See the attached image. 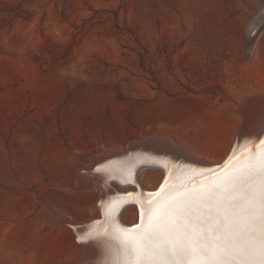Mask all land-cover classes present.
<instances>
[{
	"label": "rangeland",
	"instance_id": "374dc122",
	"mask_svg": "<svg viewBox=\"0 0 264 264\" xmlns=\"http://www.w3.org/2000/svg\"><path fill=\"white\" fill-rule=\"evenodd\" d=\"M262 1L0 0V264L80 257L72 228L98 219L109 192L79 173L104 152L154 137L179 145L118 156L139 172L126 183L149 171L154 189L185 170L221 175L237 148H260ZM245 99L262 117L250 139Z\"/></svg>",
	"mask_w": 264,
	"mask_h": 264
},
{
	"label": "snow or ice",
	"instance_id": "6c2138e0",
	"mask_svg": "<svg viewBox=\"0 0 264 264\" xmlns=\"http://www.w3.org/2000/svg\"><path fill=\"white\" fill-rule=\"evenodd\" d=\"M245 148L203 187L170 185L145 197L134 228L106 218L107 229L87 237L109 254L96 264H264V140L236 155Z\"/></svg>",
	"mask_w": 264,
	"mask_h": 264
},
{
	"label": "bare ground",
	"instance_id": "6f19581e",
	"mask_svg": "<svg viewBox=\"0 0 264 264\" xmlns=\"http://www.w3.org/2000/svg\"><path fill=\"white\" fill-rule=\"evenodd\" d=\"M259 2H260V0H259ZM262 2L260 3L261 5L259 4L260 5L259 7L262 6V8L264 9V1H262ZM256 5H258V3ZM255 10L257 12V9H255ZM255 14H258V13H255ZM251 29H252V33L256 32L255 30L257 29V25H253V27ZM257 37H260V36H257ZM255 103H256V101H255ZM249 104H250L249 100L245 99L243 106L246 105V107H245L246 109L244 110L245 113H243L241 116L244 119V122L242 123L243 126L241 125L240 127H241V130L245 129V130L249 131V132L244 131L245 133L242 131V133L244 134V136H247L250 139V138H253V134H255L253 132L257 131L258 125L260 123H262L260 120V118H262V117H258L255 113H252L251 111H253V109L256 107H251L252 109L249 110V106H248ZM252 104H254V103H252ZM255 105L257 106L258 104H255ZM261 106H262V102H261ZM261 106H260V108H261ZM258 107H259V105H258ZM258 107L256 108V110L258 109ZM258 110H257V112H258ZM258 114H259V112H258ZM259 116H260V114H259ZM243 119H242V121H243ZM153 140H156V141L161 140L165 143H168L173 148H170L169 146L163 144L162 142L153 144ZM153 140L133 142L131 144L130 148H127V149L124 148V149H121L120 151H116L115 153L114 152H104L97 157H93V159H91L88 163H86L83 166L82 170L80 169L81 172L79 173L80 176H79L78 182L82 183L83 185L88 184V185H91V186L98 188L100 194H102L105 191H107L109 193H106L103 196L101 204H98L99 209L97 210V212L92 213V217L98 216L99 217L98 219H94L92 221L89 220L87 222L80 223V224L77 223L78 225L75 224L74 228H72V230L74 231V234L76 235V237L79 240L78 243H80V247H79L80 248L79 249L80 257H77V259L70 264H96V262L98 260L108 258L109 254H108L107 250L102 246L101 243H98L95 240L87 239L88 235L91 232H96V231L102 232L104 229H107L106 223L104 224L103 229L101 228V222H104L106 220V218H111L117 224H119L120 227L128 228V229H131V225L136 224V223L141 221L142 216H143L144 198L154 196L155 193L150 194V192L152 190H157L159 188V186L152 189L153 187L149 188L148 185H146L147 184L146 182L152 176V174H151L152 172H149L147 170H146L147 172H145V173L143 172L142 181L136 183L137 184V185L135 184L136 186L131 184L132 182L133 183L135 182L133 180L130 183H126V181L129 178L128 174H133L137 168L134 169L132 162H130V163L127 162L126 158H123V159H126V161H122V162L118 161V158H119L118 156L120 154L122 155L124 153H127L128 151L133 150V149L137 150L139 147L141 149H148V148L152 149L153 148L157 152H160L163 149L164 150L169 149V150H174V151H175V149H177V151L180 149L179 145L177 146V144H174V142L172 140L170 141V140H167L165 138L163 139L160 137H154ZM160 148H162V150ZM163 155H166V153ZM126 157H128V156H126ZM97 159H98V161H97ZM172 159L175 160L174 157H172ZM113 160H117V163L116 162L113 163ZM166 160H169V159H166ZM225 161H226V159H225ZM159 163H162V162L159 161ZM111 164H113V167L111 166ZM166 164H168V161ZM162 165H164V164H162ZM174 165H176V164H174ZM190 165L191 164L185 163L182 166H180V168L182 170H185L186 167L190 166ZM202 166H204V165H202ZM205 167H207V164L205 165ZM194 168L198 169L196 166H194ZM173 171H174V169H173ZM164 173H166V172H164ZM185 173L183 175H180L177 173L176 174L174 173L173 175L170 174L165 185H163L162 187L168 188L170 185H174L176 187H182L184 189L200 188V187L204 186L205 181L212 182L216 176H222L223 175L221 173H220L221 175H211L210 174L211 172L209 174L207 172L206 175H197V176L191 177V174L188 171L185 170ZM137 174L139 175V172H137ZM137 174H134V175L137 176ZM125 176L128 177V178H126L127 180L124 178ZM129 176L132 177L133 175H129ZM163 178H165L164 174H163ZM111 184H114L116 186V188L114 190L111 188V186H110ZM162 187L159 188L158 192L161 190ZM93 211H96V210H93ZM118 211H120V212H118ZM60 218L62 219V221L64 223H67L68 225H70V223H73V221H71L70 218L66 217L65 215H62ZM58 220H60V219H58ZM94 221H95V223H94ZM80 236L84 237L83 242L79 238ZM101 240L106 241L108 243H113V244L115 243L114 241H108V238L104 237V236L101 237ZM78 246H79V244H78Z\"/></svg>",
	"mask_w": 264,
	"mask_h": 264
},
{
	"label": "water",
	"instance_id": "95a60500",
	"mask_svg": "<svg viewBox=\"0 0 264 264\" xmlns=\"http://www.w3.org/2000/svg\"><path fill=\"white\" fill-rule=\"evenodd\" d=\"M179 161V160H178ZM221 165V164H220ZM220 167V166H219ZM159 190V188L157 190H154V191H151L150 194H154V193H157ZM140 222L136 223V224H133L131 225V229L134 228L137 224H139Z\"/></svg>",
	"mask_w": 264,
	"mask_h": 264
}]
</instances>
